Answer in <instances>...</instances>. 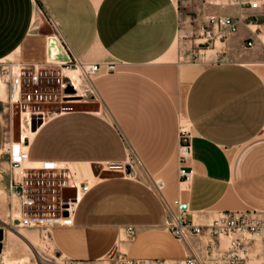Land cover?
Instances as JSON below:
<instances>
[{
    "label": "crops",
    "instance_id": "crops-1",
    "mask_svg": "<svg viewBox=\"0 0 264 264\" xmlns=\"http://www.w3.org/2000/svg\"><path fill=\"white\" fill-rule=\"evenodd\" d=\"M209 8L234 18L264 13ZM179 33L178 0H0V64L64 60V45L82 64L100 67L93 100L59 108L25 144L31 165H61L70 182L89 186L72 226L51 230L63 258L99 264L119 252L131 262L180 264L188 249L167 231L164 208L177 199L198 225L228 212L264 213L262 46L243 48L249 32L242 28L209 51L224 60L202 67L177 61ZM180 118L193 132L192 155L182 164ZM4 130L0 120V160ZM108 165L120 170L108 172ZM6 167L13 195L10 187L27 170L20 176L11 160ZM181 168L194 174L185 190ZM127 228L134 229L131 238ZM4 244L5 252L8 239ZM189 244L202 253L198 240Z\"/></svg>",
    "mask_w": 264,
    "mask_h": 264
},
{
    "label": "built area",
    "instance_id": "built-area-1",
    "mask_svg": "<svg viewBox=\"0 0 264 264\" xmlns=\"http://www.w3.org/2000/svg\"><path fill=\"white\" fill-rule=\"evenodd\" d=\"M211 5L222 10L239 9L241 11L264 12V4L256 0H213ZM208 27L211 31L206 33L205 44L209 50H214L218 44L224 45L228 37L238 35L240 30L245 28L249 32V37L244 41L243 48L252 49L256 43H259L264 53V13L245 17L239 16L238 18H234L228 14L211 15L208 18ZM51 28L54 31V26H51ZM63 47L67 53V60L65 62L53 63L47 59L43 64L22 65L13 63L10 64L9 70L6 68H1L0 70V78L8 87L7 103L10 106L18 105L22 108L20 142L23 131L27 128L31 129L33 117H41L43 124L45 119L53 117L58 112L44 110L42 106L73 104L78 102L76 100L82 97L66 95L65 91L68 87L75 89L69 72H77L82 81L80 86L85 82L87 87L92 91V78L99 73L100 67L98 65L82 64L64 45ZM107 70L113 71L114 66H108ZM74 92L76 94L80 93V91ZM178 134L180 141L178 157L182 164L192 155L191 142L193 132L192 125L187 119H179ZM12 151L10 155L11 164L13 165V169L17 170L21 165L20 159H28L27 146L23 147L21 151L15 149ZM41 165L44 166L30 170L55 171L53 170L55 166H52L54 164ZM119 170V166H107L108 172H117ZM193 176L194 174L191 169L181 168L179 170L180 184L184 190L192 182ZM10 188L14 191V194L24 199L22 207H32L35 205V201L29 197V192L25 191L21 184L14 182ZM18 188H20V192H17ZM65 188L76 190V202L72 203L68 201V203H64L61 198V215L58 218L53 215V217L50 216L49 218L42 217L24 220L27 227L42 229V238L49 245H52L50 236L53 228L72 226L80 192H87L89 186L72 183L69 178V184ZM64 206L67 207L65 208ZM182 206L183 203L180 199L175 200L172 205L164 202V208L170 216L166 224L167 231L188 249V255L180 264H244L252 249V243L264 236V213L257 211L228 212L219 215L207 225H198L186 218L185 211L181 209ZM65 213L66 216H64ZM126 233L131 238L134 229L127 228ZM192 239H196L200 244L204 245L201 254H197L196 249L190 246L189 242ZM39 257L41 264L51 263L42 256ZM61 259H63V264H78L62 256ZM118 264L148 263L131 262L119 257Z\"/></svg>",
    "mask_w": 264,
    "mask_h": 264
},
{
    "label": "rangeland",
    "instance_id": "rangeland-1",
    "mask_svg": "<svg viewBox=\"0 0 264 264\" xmlns=\"http://www.w3.org/2000/svg\"><path fill=\"white\" fill-rule=\"evenodd\" d=\"M212 1L178 0L180 33L175 50L177 61L203 67L224 60L225 56L222 53L209 52L210 50L205 44L206 33L211 31L208 27V18L211 16L209 6ZM44 24L46 30L53 33L49 21L44 19ZM10 64L13 62L1 63L0 70L1 68L9 70ZM0 91L4 92V97L0 96V120L5 129L4 155L0 160V233L2 237L0 264H41L39 256L49 260L50 264H63V259L54 247L43 240L42 229L37 227L21 228V222L13 220V215L20 217L18 212L21 210L22 218L26 221L33 218H49L53 215L58 218L61 215V190L68 186L69 178L60 171L27 170V174L22 177V182L17 180V183L21 184L25 191L29 192V197L35 201V205L32 207H22L24 199L16 194L8 193L5 177L7 174L6 163L10 160L12 149L9 147L5 149V145L11 146L13 142L20 143L22 108L18 105L10 106L7 103L6 86L1 79ZM79 94H74L77 97L82 96L76 100L78 102L93 100L91 90L85 82L80 86ZM48 107L58 111L59 108L64 110L70 108V104L42 106V109L48 110ZM6 239H8L9 248L4 252ZM258 239L250 251L246 264H264V236ZM119 256V252H114L99 264H118Z\"/></svg>",
    "mask_w": 264,
    "mask_h": 264
},
{
    "label": "bare ground",
    "instance_id": "bare-ground-1",
    "mask_svg": "<svg viewBox=\"0 0 264 264\" xmlns=\"http://www.w3.org/2000/svg\"><path fill=\"white\" fill-rule=\"evenodd\" d=\"M60 42V41H59ZM61 44V43H60ZM65 51V54H66V56H65V58H64V60H57V61H51V60H49L50 62H53V63H62V62H65L66 60H67V53H66V50H64ZM69 76H70V78H71V80H72V82H73V86L75 87V89H72V87H71V90L72 91H76V92H78V91H80V89H79V86H80V84H81V78L78 76V74H77V72H69ZM1 79V78H0ZM1 81H2V83L6 86V92L8 91V87H7V85L4 83V81L1 79ZM8 95V94H7ZM32 134H33V132L31 131V129L30 128H27L25 131H23V134H22V140H21V142L19 143L20 145H22L23 147H25V144L30 140V138H31V136H32ZM18 144V145H19ZM15 145V144H14ZM20 145L19 146H17V147H15V146H13V145H11V146H9L8 144H6L5 145V149L7 148V147H9V148H11L12 150H19V151H21L22 149H20L21 147H20ZM13 152V151H12ZM16 153H17V151H15ZM12 154V153H11ZM20 167L17 169L18 171H19V173H20V175H22L21 173L24 171V170H30V169H32V168H37V167H40V166H44V165H41V164H39V165H31L30 163H28L27 162V160H25V159H20ZM49 166H51V165H49ZM52 166H55V168H53V170H55V171H68V169L66 170V169H64L63 167H61V165H60V167L58 166V165H52ZM23 176V175H22ZM66 176H68V175H66ZM21 209V208H20ZM19 213V216L20 217H14V219L15 220H18V221H20L21 222V228H28L26 225V223L24 222V220H23V218H22V213H20V212H18Z\"/></svg>",
    "mask_w": 264,
    "mask_h": 264
},
{
    "label": "water",
    "instance_id": "water-1",
    "mask_svg": "<svg viewBox=\"0 0 264 264\" xmlns=\"http://www.w3.org/2000/svg\"><path fill=\"white\" fill-rule=\"evenodd\" d=\"M65 92L66 94H69V95L75 94V92L72 91L70 87H68V89ZM41 125H42L41 117H38V118L33 117L32 122H31V131L35 133ZM61 198L64 203H68V201L75 203L76 202V190L71 189V188H63L61 191ZM64 207L66 208L67 206H64ZM181 209L185 211L186 207L182 206ZM64 216H66V213L64 214Z\"/></svg>",
    "mask_w": 264,
    "mask_h": 264
}]
</instances>
